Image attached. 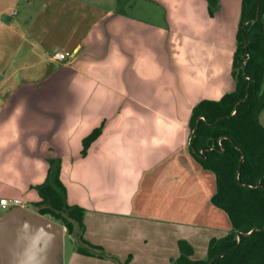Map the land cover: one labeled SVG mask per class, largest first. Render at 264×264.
I'll return each instance as SVG.
<instances>
[{"label":"crops","instance_id":"0c3cea01","mask_svg":"<svg viewBox=\"0 0 264 264\" xmlns=\"http://www.w3.org/2000/svg\"><path fill=\"white\" fill-rule=\"evenodd\" d=\"M8 1L0 184L11 199L39 201L33 186L59 159L67 202L85 210L83 236L106 254L81 253L69 236L63 264H173L180 240L206 258L232 223L212 202L216 174L190 152L189 124L197 103L236 87L242 0H217L212 13L208 0Z\"/></svg>","mask_w":264,"mask_h":264},{"label":"trees","instance_id":"16d2710c","mask_svg":"<svg viewBox=\"0 0 264 264\" xmlns=\"http://www.w3.org/2000/svg\"><path fill=\"white\" fill-rule=\"evenodd\" d=\"M208 2L212 13L217 0ZM236 40L235 89L219 100L197 103L189 124L190 152L216 174L212 202L227 212L232 229L210 241L204 259H193V246L180 240V255L173 264H264V0H242ZM100 132L97 128L84 138L83 154ZM60 170V160L50 159L46 179L33 186L41 198L34 202L35 211L51 216L85 244L78 248L81 253L105 256L101 246L85 240V210L67 202Z\"/></svg>","mask_w":264,"mask_h":264},{"label":"water","instance_id":"95a60500","mask_svg":"<svg viewBox=\"0 0 264 264\" xmlns=\"http://www.w3.org/2000/svg\"><path fill=\"white\" fill-rule=\"evenodd\" d=\"M64 234L56 220L28 207H11L0 215V264H63Z\"/></svg>","mask_w":264,"mask_h":264},{"label":"rangeland","instance_id":"374dc122","mask_svg":"<svg viewBox=\"0 0 264 264\" xmlns=\"http://www.w3.org/2000/svg\"><path fill=\"white\" fill-rule=\"evenodd\" d=\"M111 0H109V2H110ZM123 1H131V0H123ZM136 2L137 1H139V4L141 5V7L143 8H145L146 6L144 5V3L142 2V0H135ZM13 2H14V0H9L8 1V3L10 4V5H13ZM157 20V19H156ZM0 50H1V48H0ZM2 65H3V59L0 57V68L2 67ZM3 68V67H2ZM2 84H0V96L4 93V89L3 90H1L2 89V86H1ZM0 191H1V193H3V194H5V196H7V198L9 197V199H11L12 197H14V195H15V193H16V191L15 190H13L11 187H9V186H7L6 184H0ZM29 198V197H28ZM27 206L30 208V209H32V210H37L38 209V207L37 206H35V204H34V202L33 201H28L27 202ZM10 208H8V209H2V208H0V213H4V212H6L7 210H9ZM50 218H52L51 216H49ZM53 219V218H52ZM64 241H65V246H66V248L68 249L69 248V246L71 245V240H70V237H69V235H68V233H67V231H66V229H65V238H64Z\"/></svg>","mask_w":264,"mask_h":264},{"label":"built area","instance_id":"2783aa9c","mask_svg":"<svg viewBox=\"0 0 264 264\" xmlns=\"http://www.w3.org/2000/svg\"><path fill=\"white\" fill-rule=\"evenodd\" d=\"M68 55H69L68 52L65 53V52H60V51H54L51 54L53 59L60 60V61L65 60ZM0 206L3 209H8L14 206L27 207V202L20 198L8 199L5 197H2L0 198Z\"/></svg>","mask_w":264,"mask_h":264},{"label":"flooded vegetation","instance_id":"af4514ba","mask_svg":"<svg viewBox=\"0 0 264 264\" xmlns=\"http://www.w3.org/2000/svg\"><path fill=\"white\" fill-rule=\"evenodd\" d=\"M219 141H220V140H219ZM220 146H221V145H220ZM213 147H214V145L211 146V148H213ZM201 152H202V150H201ZM27 207H28V206H27Z\"/></svg>","mask_w":264,"mask_h":264}]
</instances>
